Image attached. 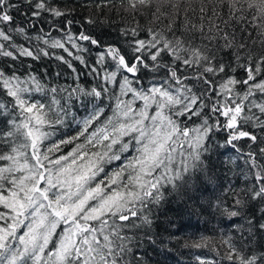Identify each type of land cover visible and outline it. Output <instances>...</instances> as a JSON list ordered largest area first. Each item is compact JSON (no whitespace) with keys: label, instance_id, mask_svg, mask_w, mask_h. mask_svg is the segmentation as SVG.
Wrapping results in <instances>:
<instances>
[{"label":"snow or ice","instance_id":"1","mask_svg":"<svg viewBox=\"0 0 264 264\" xmlns=\"http://www.w3.org/2000/svg\"><path fill=\"white\" fill-rule=\"evenodd\" d=\"M110 3L100 0L96 7L102 10ZM21 5L33 18L45 13L64 18L73 10L54 7L50 0H0V41L9 42L7 46L0 42V56L39 59L29 48L12 43L11 33L26 31L15 26L11 14ZM117 11L133 19L150 17L148 26L137 21L135 27L120 29L126 47L118 41L104 45L84 32L76 37L102 49L92 74L99 75L97 66L103 67L106 61L114 67L105 69L99 88L52 87L47 90L51 103L45 104L32 96L45 92L35 76L21 79L0 68V89L11 98L7 103L0 101L4 121L0 146L8 149L0 152V264H132L127 257L133 255L134 237L125 231L144 229L151 239L152 209L166 201L165 194L187 191L199 174L210 171L209 141L217 130L228 133L219 147L230 146L241 153L238 144L248 143L246 179L252 180L242 193L233 194L232 204L218 200L215 205L230 219L242 221L232 225L238 241L232 234L222 240L223 259L229 264H264V102L254 99L257 93L264 96V0H198L196 4L121 0ZM178 21L180 35H176ZM86 22L95 23L91 17ZM72 23L67 20V25ZM67 39L73 48L79 47L72 35ZM43 42L48 44L46 39ZM52 47L69 51L60 40L53 41ZM221 52L230 58L227 62ZM76 59L86 63L81 56ZM64 63L72 67L67 60ZM142 70L153 74L147 89L134 87ZM161 71L165 75L157 80ZM108 84H118L120 90L113 116L85 136L104 113L103 107L94 104L76 137L44 148L52 135L46 129L62 124L68 115L55 95L68 92L70 100L73 94H81L99 102L108 93ZM129 94L130 100L120 98ZM137 100L142 101L139 109L134 107ZM181 117L200 123L182 126ZM126 136L131 137L129 142H124ZM79 137H84V143L53 158L61 145ZM132 141L136 155L106 172L105 165L121 160ZM252 201L261 205L259 215L250 207Z\"/></svg>","mask_w":264,"mask_h":264},{"label":"trees","instance_id":"2","mask_svg":"<svg viewBox=\"0 0 264 264\" xmlns=\"http://www.w3.org/2000/svg\"><path fill=\"white\" fill-rule=\"evenodd\" d=\"M52 6L61 9H72L64 18H55L51 14H42L39 18H33L29 10L21 5L18 10H13L15 26L23 27L25 34L11 33L16 46L27 47L39 54V59L33 57H18L13 60L10 57L0 56V68L4 69L7 74L15 72L21 79H26L29 75L35 76L40 84L44 86V93H32V96L45 104H50L52 94L47 90L52 87L58 89H67L71 91L77 86L90 90L93 87L102 86L100 76L107 71L114 70L110 61H106L103 67L97 66L99 75L92 74L90 69L95 66L97 54L101 48L91 45L88 41L77 39L80 32L97 38L104 45L119 42L120 46L126 47L123 38L120 36V29L131 28L136 26L138 21L141 26H148L150 17L136 15L135 19L123 11H117L120 7L121 0H111V3L102 10L96 7L100 0H50ZM196 4L198 0H190ZM226 11V9H225ZM91 17L95 23L88 24L86 21ZM182 19V16H181ZM67 20H72V25H67ZM164 23H167L165 21ZM176 35H180L182 29L179 28ZM249 31H252L249 28ZM167 35V33H165ZM69 35L74 37V43L79 47L73 48L72 43L67 39ZM41 39H37V37ZM255 36V33H253ZM141 38H146L141 33ZM171 38V37H169ZM239 39V34L237 36ZM48 40V44L43 41ZM60 40L64 43L69 51L61 48L52 47L53 41ZM7 46L9 42L0 41ZM197 39L196 43H199ZM222 43V41H221ZM251 44V41H248ZM259 50V43L255 45ZM40 49L46 50L47 56L40 53ZM81 49H87L82 51ZM11 50V49H10ZM69 52L72 54L69 55ZM227 62L230 58L223 52L219 54ZM77 56L83 57L86 63H81L76 59ZM64 57V60L72 64L70 68L64 60L58 59ZM164 61L168 62L169 57L165 56ZM73 69L76 71L74 72ZM130 79H135L132 74L124 73ZM165 73L161 71L156 79L163 78ZM136 76L139 83H134V87L147 89L153 82V74L147 71H141ZM239 77H243V73L239 72ZM122 81V77H118ZM109 91L101 97L100 101H95L92 97L83 96L81 94H73L69 100L68 92H58L55 99L60 101L59 107H64L68 115L64 117L63 123L53 125L46 130L52 133L49 140L45 141L44 148L60 140L76 137L83 129V121L93 112V105L98 104L104 108V113L98 121H94L88 128V132L94 131L100 127L111 116L116 104V96L120 95L118 84H108ZM243 90H241L242 92ZM121 99L127 101L131 99V94L121 96ZM11 98L3 94L0 89V101L7 103ZM257 103L264 102V96L257 93L254 98ZM57 106L53 105L55 109ZM134 107L139 109L142 107V101L137 100ZM150 112L152 109L149 110ZM50 118L55 119L52 115ZM223 117L220 120L223 121ZM182 126L189 128L195 127L200 123L199 119L193 118L188 120L185 117L179 118ZM4 128L3 117H0V130ZM228 133L224 130H217L209 141L210 152L207 154L211 161L210 171L205 174H199V179L194 186H190L187 191L180 194L166 193V201L160 206L152 209L153 225L151 228V239L145 233L144 229L126 230L124 234L133 236L132 253L127 257L132 264H229L224 260L226 246L222 244V240L229 234H232L238 241L239 234L233 231L234 223H242L237 218H229L222 214L215 207L217 201H223L225 204H232L233 194L235 192H243L252 180L246 179L248 175V165L245 163L250 151L247 142H240L238 147L242 149L241 153H237L230 146L219 147L224 144V140ZM124 142H129L131 137H124ZM84 143V137H79L71 144L61 145V151L54 153L53 158L60 155H66L76 146V144ZM118 147L114 151H118ZM135 141L131 142L129 150L121 153V160L113 161L105 165V170L111 173L126 162L127 159L136 155ZM186 147V145H185ZM93 151L100 150L98 146H89ZM6 147L0 146V152L7 151ZM179 151V150H178ZM243 157V158H241ZM179 156L177 155V160ZM103 175V174H102ZM171 191V190H169ZM250 207L254 208L256 214L259 215L261 205L256 201L250 202ZM250 214V213H249ZM64 226L62 225L61 228ZM57 229V232L61 231ZM201 245L196 247L195 245ZM199 258V259H198Z\"/></svg>","mask_w":264,"mask_h":264}]
</instances>
